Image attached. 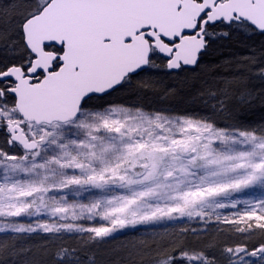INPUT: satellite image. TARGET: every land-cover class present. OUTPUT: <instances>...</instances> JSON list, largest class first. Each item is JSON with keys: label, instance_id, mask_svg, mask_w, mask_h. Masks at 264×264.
<instances>
[{"label": "snow or ice", "instance_id": "snow-or-ice-1", "mask_svg": "<svg viewBox=\"0 0 264 264\" xmlns=\"http://www.w3.org/2000/svg\"><path fill=\"white\" fill-rule=\"evenodd\" d=\"M231 32L264 35V0L0 3L5 264L31 252L9 241L33 234L49 242L47 264H103L99 246L124 229L151 233L126 250L127 264H264V121L122 98L161 76L196 87ZM220 83L200 92L225 112L236 80Z\"/></svg>", "mask_w": 264, "mask_h": 264}, {"label": "trees", "instance_id": "trees-1", "mask_svg": "<svg viewBox=\"0 0 264 264\" xmlns=\"http://www.w3.org/2000/svg\"><path fill=\"white\" fill-rule=\"evenodd\" d=\"M8 0H0V3H7ZM253 53L257 56V63L249 65L245 57ZM261 53H264V35L245 34L242 32H231L227 38L216 41L210 54L205 58V72L201 73V80L196 87L191 83L185 84L175 77H159L161 81L146 95H156V90L168 92L171 100L184 99L192 100L197 98L200 88L213 86L222 87L220 81L223 76L236 80V83L229 89V105L233 112L249 120L264 121V82L258 76L257 69L260 67ZM230 61V63H226ZM208 82L207 84L205 83ZM213 82H215L213 84ZM172 89V91H169ZM249 93L251 102H238L239 94ZM177 95V96H176ZM246 98V97H245ZM248 100V98H246ZM128 249V248H127ZM115 252H99L103 264H127L124 259L126 250ZM29 259L35 260L38 264H47L48 256L35 255L31 252L18 256L7 257V264H26ZM0 264H5V258L0 257Z\"/></svg>", "mask_w": 264, "mask_h": 264}, {"label": "rangeland", "instance_id": "rangeland-1", "mask_svg": "<svg viewBox=\"0 0 264 264\" xmlns=\"http://www.w3.org/2000/svg\"><path fill=\"white\" fill-rule=\"evenodd\" d=\"M233 33V32H232ZM258 76L264 82V77H262L259 73V68L257 69ZM153 93L156 95H146V92L140 96H128L123 95L122 98L131 105H139L143 107L147 111H164L166 114L170 115H207L214 116L221 123L228 122V117H237L244 119L245 122H260L249 120L246 117L239 116L235 114L232 108L229 105V98L221 96V99L225 100V105L227 111L220 112L218 110V101L209 97L206 93L199 94L196 96L197 98H193L191 101L184 99H173L169 98L170 94L168 92H164L161 90H156ZM219 95V93H218ZM177 96V95H176ZM248 98V100L246 98ZM252 97V96H251ZM249 96V93L239 94L237 97L238 102H251L250 99H253ZM189 227L195 226V221L191 222ZM151 235L150 232L145 231H134L131 229H124L121 232L114 234V238H110L106 243H102L99 246V252L101 251H109L115 252L120 250H125L130 248L134 243H139L140 241L147 240ZM9 243H15L17 248H30L31 252L36 256L44 254V248L48 246V240L44 235L36 236L33 234L32 236L24 239H18L15 241H9ZM30 252V253H31ZM23 264V263H22Z\"/></svg>", "mask_w": 264, "mask_h": 264}]
</instances>
